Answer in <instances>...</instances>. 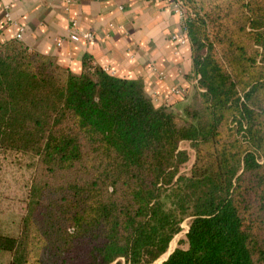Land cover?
<instances>
[{
  "label": "trees",
  "instance_id": "16d2710c",
  "mask_svg": "<svg viewBox=\"0 0 264 264\" xmlns=\"http://www.w3.org/2000/svg\"><path fill=\"white\" fill-rule=\"evenodd\" d=\"M191 101L0 39V151L39 175L8 264H264V0H177ZM182 142L194 152L189 161Z\"/></svg>",
  "mask_w": 264,
  "mask_h": 264
},
{
  "label": "crops",
  "instance_id": "0c3cea01",
  "mask_svg": "<svg viewBox=\"0 0 264 264\" xmlns=\"http://www.w3.org/2000/svg\"><path fill=\"white\" fill-rule=\"evenodd\" d=\"M13 23L5 19L4 7ZM92 41L68 38L71 20ZM21 40L29 49L54 57L73 73L83 59L110 74L140 80L155 105H183L192 95L195 77L190 46L173 39L182 35L179 18L162 0H0V39ZM184 90L182 96L172 88Z\"/></svg>",
  "mask_w": 264,
  "mask_h": 264
},
{
  "label": "rangeland",
  "instance_id": "374dc122",
  "mask_svg": "<svg viewBox=\"0 0 264 264\" xmlns=\"http://www.w3.org/2000/svg\"><path fill=\"white\" fill-rule=\"evenodd\" d=\"M187 99L184 104L191 101L190 94ZM181 148L186 149L189 154V161L183 165V171L187 172L194 152L188 142H182ZM38 175L39 166L32 155L0 151V233L13 236L19 234L21 221L28 206L29 189L33 179ZM187 229L188 220H185L181 224V231L169 243L167 251L151 264H161L174 248L185 246L183 241H185ZM9 259V253L0 252V264H8Z\"/></svg>",
  "mask_w": 264,
  "mask_h": 264
},
{
  "label": "built area",
  "instance_id": "2783aa9c",
  "mask_svg": "<svg viewBox=\"0 0 264 264\" xmlns=\"http://www.w3.org/2000/svg\"><path fill=\"white\" fill-rule=\"evenodd\" d=\"M166 1L170 4V7L173 11V13L179 18L181 21V26H182V35H174L172 38L179 40L181 44L188 43L187 37H186V30L183 26V11L181 9L180 3L177 0H162ZM68 2V0H67ZM7 7H4V16L7 22L13 23L11 17L9 16L7 12ZM15 38L21 39V29L16 33ZM68 38L69 40L79 42L81 40L85 41H92L93 40V35L91 32L88 31H80L77 28V21L75 19L71 20L69 27H68ZM103 69L107 72L109 71L108 67H103ZM198 78V77H197ZM197 78L195 79V82H197ZM184 93V90L181 88H172L171 89V94L175 96H182Z\"/></svg>",
  "mask_w": 264,
  "mask_h": 264
},
{
  "label": "water",
  "instance_id": "95a60500",
  "mask_svg": "<svg viewBox=\"0 0 264 264\" xmlns=\"http://www.w3.org/2000/svg\"><path fill=\"white\" fill-rule=\"evenodd\" d=\"M169 254H170V253H169ZM169 254H168V255H169Z\"/></svg>",
  "mask_w": 264,
  "mask_h": 264
}]
</instances>
